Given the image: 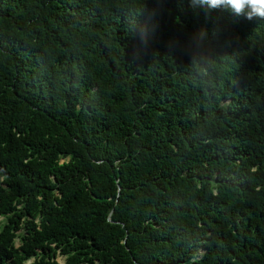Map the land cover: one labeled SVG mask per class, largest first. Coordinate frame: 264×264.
I'll return each instance as SVG.
<instances>
[{"label": "trees", "instance_id": "16d2710c", "mask_svg": "<svg viewBox=\"0 0 264 264\" xmlns=\"http://www.w3.org/2000/svg\"><path fill=\"white\" fill-rule=\"evenodd\" d=\"M0 217V264H264V18L0 0Z\"/></svg>", "mask_w": 264, "mask_h": 264}, {"label": "clouds", "instance_id": "9594fccd", "mask_svg": "<svg viewBox=\"0 0 264 264\" xmlns=\"http://www.w3.org/2000/svg\"><path fill=\"white\" fill-rule=\"evenodd\" d=\"M195 5L209 8H227L237 16H243L248 20L264 18V0H191Z\"/></svg>", "mask_w": 264, "mask_h": 264}, {"label": "rangeland", "instance_id": "374dc122", "mask_svg": "<svg viewBox=\"0 0 264 264\" xmlns=\"http://www.w3.org/2000/svg\"><path fill=\"white\" fill-rule=\"evenodd\" d=\"M3 221H4V218H3V217H0V223L3 222ZM19 244H20L19 240H16V241H15V245H16V246H19ZM201 253H202V250L199 252V254H201ZM56 260H57L59 263H61V264H63V262H64V258H63L62 256H58V255H57Z\"/></svg>", "mask_w": 264, "mask_h": 264}]
</instances>
